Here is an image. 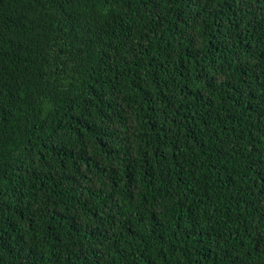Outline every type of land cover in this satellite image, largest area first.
<instances>
[{
  "label": "trees",
  "instance_id": "1",
  "mask_svg": "<svg viewBox=\"0 0 264 264\" xmlns=\"http://www.w3.org/2000/svg\"><path fill=\"white\" fill-rule=\"evenodd\" d=\"M0 264H264V0H0Z\"/></svg>",
  "mask_w": 264,
  "mask_h": 264
}]
</instances>
